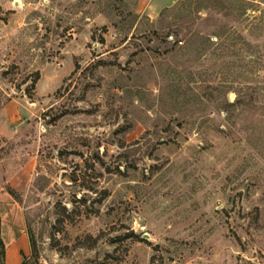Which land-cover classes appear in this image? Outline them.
Wrapping results in <instances>:
<instances>
[{
    "label": "rangeland",
    "instance_id": "rangeland-1",
    "mask_svg": "<svg viewBox=\"0 0 264 264\" xmlns=\"http://www.w3.org/2000/svg\"><path fill=\"white\" fill-rule=\"evenodd\" d=\"M149 2L0 0L21 264H264V0Z\"/></svg>",
    "mask_w": 264,
    "mask_h": 264
},
{
    "label": "crops",
    "instance_id": "crops-1",
    "mask_svg": "<svg viewBox=\"0 0 264 264\" xmlns=\"http://www.w3.org/2000/svg\"><path fill=\"white\" fill-rule=\"evenodd\" d=\"M151 1L148 4V10H150V15L158 13L161 8L168 6L169 3H165L159 5L156 8L151 7ZM8 102L4 105L3 110L9 108ZM8 125L14 126L13 118L10 114L4 120ZM8 125L6 127L8 128ZM11 131L14 130L11 129ZM12 132H8L5 128H3L0 123V138L8 139L13 136ZM0 239L3 243V251H4V264H21L22 254H27L29 250V241L26 233V229L24 226V220L22 216V212L16 202L8 195L5 191H0Z\"/></svg>",
    "mask_w": 264,
    "mask_h": 264
},
{
    "label": "trees",
    "instance_id": "trees-1",
    "mask_svg": "<svg viewBox=\"0 0 264 264\" xmlns=\"http://www.w3.org/2000/svg\"><path fill=\"white\" fill-rule=\"evenodd\" d=\"M37 77H39L38 73H36V77L35 78L37 79ZM10 194L13 195V193L11 191H10ZM31 244H32V242H31V239H30V246H31ZM3 262H4L3 243H2V241L0 239V264H4Z\"/></svg>",
    "mask_w": 264,
    "mask_h": 264
},
{
    "label": "water",
    "instance_id": "water-1",
    "mask_svg": "<svg viewBox=\"0 0 264 264\" xmlns=\"http://www.w3.org/2000/svg\"><path fill=\"white\" fill-rule=\"evenodd\" d=\"M143 236H144L145 238H146V237H148V235H147V234H144Z\"/></svg>",
    "mask_w": 264,
    "mask_h": 264
}]
</instances>
